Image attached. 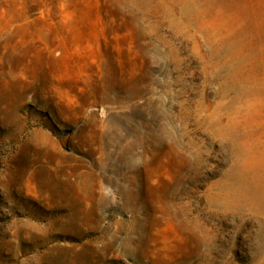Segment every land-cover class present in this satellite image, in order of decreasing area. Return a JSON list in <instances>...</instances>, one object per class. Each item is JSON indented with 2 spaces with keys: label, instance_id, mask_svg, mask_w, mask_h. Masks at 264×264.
Segmentation results:
<instances>
[{
  "label": "rangeland",
  "instance_id": "374dc122",
  "mask_svg": "<svg viewBox=\"0 0 264 264\" xmlns=\"http://www.w3.org/2000/svg\"><path fill=\"white\" fill-rule=\"evenodd\" d=\"M0 264H264V0H0Z\"/></svg>",
  "mask_w": 264,
  "mask_h": 264
}]
</instances>
